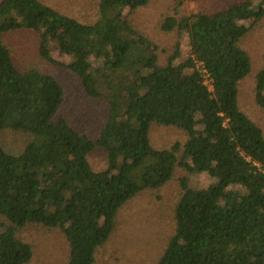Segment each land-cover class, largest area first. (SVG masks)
<instances>
[{"label":"trees","instance_id":"obj_1","mask_svg":"<svg viewBox=\"0 0 264 264\" xmlns=\"http://www.w3.org/2000/svg\"><path fill=\"white\" fill-rule=\"evenodd\" d=\"M185 1L173 0L159 26L187 40L177 72L180 41L163 58L130 17L150 0H98L90 20L44 0H0V132L31 136L20 153L0 140V264L31 260L32 244L19 236L26 225L60 230L65 264H94L120 208L164 185L177 166L215 180L203 188L182 179L174 230L155 264H264V133L238 100L252 70L240 43L264 16V0L189 14ZM31 35L42 60L69 69L87 98L109 104L95 135L60 114L65 88L56 74L15 64L7 39ZM254 98L264 109V61ZM156 122L178 127L185 140L154 148ZM96 149L107 154L100 169L89 159Z\"/></svg>","mask_w":264,"mask_h":264},{"label":"rangeland","instance_id":"obj_2","mask_svg":"<svg viewBox=\"0 0 264 264\" xmlns=\"http://www.w3.org/2000/svg\"><path fill=\"white\" fill-rule=\"evenodd\" d=\"M64 11L87 20L95 18L98 13V0H44ZM237 0H186L181 9L189 14L197 11H212L226 7ZM173 7V0H150L141 6L130 17L136 26L144 29L160 47L159 54L165 57L173 49L176 41L181 43V57L176 60V71L186 54L187 40L178 32L165 33L160 29L164 14ZM126 11V10H125ZM248 24L251 20L247 21ZM36 36L23 40L19 36L7 39L11 46L15 64L21 69L37 66L56 74L65 88L62 116H67L77 127L95 135L106 120L110 106L104 98H87L76 75L69 69L42 60L36 50ZM252 58V70L239 82V105L262 129L264 133V109L259 107L254 98L256 73L263 64L264 53V16L252 31L240 43ZM165 49V50H162ZM54 57L67 62L68 57L58 49ZM15 57V58H14ZM16 60V61H15ZM31 136L25 131L6 129L0 132V140L12 153H20ZM149 138L154 148L171 147L175 142H183L185 135L176 126L154 123L149 131ZM107 154L103 149L94 150L90 162L94 169L106 165ZM187 176L194 187H209L214 178L207 172L190 173L184 167L177 166L172 177L159 188H146L119 210L115 228L105 244L96 251L94 264H155L161 256L167 241L174 230L175 206L181 194V181ZM7 220L0 215V229ZM19 236L32 244L33 257L26 264H65L69 257V244L64 234L58 229H48L40 225H26Z\"/></svg>","mask_w":264,"mask_h":264}]
</instances>
